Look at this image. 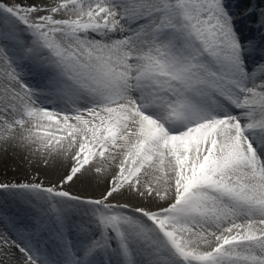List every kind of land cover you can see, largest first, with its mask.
Segmentation results:
<instances>
[{
	"label": "snow or ice",
	"instance_id": "1",
	"mask_svg": "<svg viewBox=\"0 0 264 264\" xmlns=\"http://www.w3.org/2000/svg\"><path fill=\"white\" fill-rule=\"evenodd\" d=\"M254 14L264 30V7L240 13ZM235 19L224 0H0V147L70 162L56 183L0 178V189L92 205L103 231L85 261L116 239L126 264L141 242L174 264H264V141L250 139L264 132V61L248 71L257 42H241ZM6 41L93 106L41 107ZM221 100L241 115L216 113ZM93 175L99 195L71 190ZM0 264L43 262L0 228Z\"/></svg>",
	"mask_w": 264,
	"mask_h": 264
},
{
	"label": "bare ground",
	"instance_id": "2",
	"mask_svg": "<svg viewBox=\"0 0 264 264\" xmlns=\"http://www.w3.org/2000/svg\"><path fill=\"white\" fill-rule=\"evenodd\" d=\"M5 43L8 47L14 45L8 41ZM19 52L18 49L17 53ZM21 65L24 67V64ZM25 67L32 71V74L30 76L29 73L22 72L21 76L25 77L27 81H35L39 86V90L61 86L56 82L49 85L47 79H53V74L40 69L35 62L27 61ZM58 93L63 95L59 91L56 92L55 89V91L44 92L41 97L47 101L59 104L57 101H59L61 95ZM64 95L69 97L68 99L72 105H76L74 102L80 100V98H77V95L68 92H64ZM36 102L42 107L39 101L36 100ZM63 111L66 112L65 109ZM68 112L73 114L75 110H69ZM0 165L3 166V169L7 173L17 176L21 181L24 180L23 182H28L33 176H38L46 183H56L66 174L70 162L57 159L51 166L44 167L35 162V158L30 157L20 149L8 148L7 151H4L3 147H0ZM105 186L102 181H97L93 175L85 177L78 184H75L71 190L81 195L95 196L99 195ZM45 194L15 188L0 189V228H5L13 239L32 248L38 254L43 264H69L68 261L71 263L70 256L73 259V257L77 258L83 255L78 254L81 250L72 251L64 247L66 236H70L74 240L84 236V239L90 241L91 236L100 234L103 230L95 222V216L89 206H87L89 205L88 203L84 201H68L58 197L52 199L48 195L45 196ZM53 203L57 209L59 206L62 208L69 206L70 210L68 214L67 212H51L50 208ZM122 211L124 214L133 216L134 218L140 215L133 209H124ZM64 214L66 215L62 216ZM61 220H65L66 223H61ZM89 231L93 235L91 234L88 237L86 234ZM68 240L73 241L71 239ZM117 248L114 252L109 251L110 247L102 249L105 250L102 253V258L103 255L105 257L106 252L109 256L116 257V259L106 260V262H101V256L98 252H94L86 261L83 257H79L78 259L83 261V264H119L124 255L119 247ZM72 253L74 254L70 255ZM143 253L151 254L149 262L151 264H165L166 261L169 264L171 263L169 254L165 257L159 256L158 252L153 248L151 252L145 251Z\"/></svg>",
	"mask_w": 264,
	"mask_h": 264
},
{
	"label": "rangeland",
	"instance_id": "3",
	"mask_svg": "<svg viewBox=\"0 0 264 264\" xmlns=\"http://www.w3.org/2000/svg\"><path fill=\"white\" fill-rule=\"evenodd\" d=\"M22 27V26H21ZM43 108H45V109H48V110H54V111H57V112H60V113H68V114H72V113H70V112H63V111H58V110H56V109H49V108H46V107H43ZM86 108H88V107H86ZM84 109V108H83ZM0 178H3V179H5L6 181H12V182H23L24 180H20L17 176H15V175H13V174H10V173H7L4 169H3V166H1L0 165ZM28 181H30V180H28ZM47 194H45V196H46ZM44 201V200H43ZM44 202H46V201H44ZM87 206H89V208H90V210H91V212H94V211H92V210H94V208H93V206L92 205H87ZM59 213L60 212H69V206H65V208H62V207H60L59 206ZM66 214H64V215H62V216H65ZM140 220H142V221H144L145 223H148V224H150L151 225V222L150 221H148L147 220V218H145V217H141V219ZM99 228L101 229V227L99 226ZM90 232V231H89Z\"/></svg>",
	"mask_w": 264,
	"mask_h": 264
}]
</instances>
